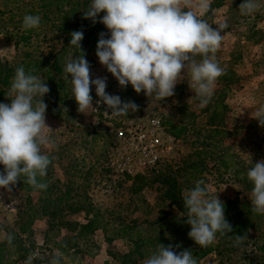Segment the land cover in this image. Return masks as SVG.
<instances>
[{
  "label": "rangeland",
  "instance_id": "obj_1",
  "mask_svg": "<svg viewBox=\"0 0 264 264\" xmlns=\"http://www.w3.org/2000/svg\"><path fill=\"white\" fill-rule=\"evenodd\" d=\"M74 1L86 2L88 7L91 3V0ZM242 2L210 0V11L204 17L214 28L224 20L228 23L215 54L224 77L216 82L213 96L205 107H200L197 99H191L194 93L188 86L190 74L187 72L172 97L157 101L143 92L136 94L130 85L121 90L98 63L95 49L85 50L92 77H107L106 91L134 101L139 109L127 117L113 118L105 112L103 104L97 105L94 87L91 94L96 109H88L84 114L77 111L72 94L62 102L54 99L45 102L46 124L54 131L50 136L54 146L42 148V152L51 157L47 173L50 186L26 193L18 181L11 192L0 188V264H27L29 257L31 264H51L53 258L58 259L59 264H118L114 257L126 254L129 245L124 239H112L109 228L106 236L96 230L87 237H77V224L84 223L81 208L90 205L105 213L104 218L114 224L142 223V228L165 215L162 223L169 226L175 221L172 217L177 220L180 214L161 199L165 187L152 181L153 175L160 171L175 176L173 180L180 186L183 197L188 187L186 167L194 165L200 170V179L209 187L211 196L217 194L220 200L251 204L250 192L245 191L242 183L251 165L241 153L250 154L252 164L264 159V127L251 119V112L264 105V0H257L259 9L248 16L240 14ZM42 3L41 0H0V64L11 68L22 59L23 52L32 47L42 50L50 45L53 51L60 48L59 39L49 44L40 41L36 46L33 42L28 45L16 42L23 28L20 22L25 11L31 7L38 11ZM195 4L193 0V7L188 10L199 15ZM60 9H66L65 4ZM50 10L55 8L52 6L45 12ZM98 21L99 17L96 23L100 30L96 34H107V29ZM38 28L46 30V26ZM88 29L91 30L83 28L85 32ZM216 104L221 106L217 108ZM147 115L160 116L164 125L183 123L188 132L158 166L143 171L151 179L150 185L137 198L129 193L130 183L108 167L107 156L117 142L116 133L122 123ZM207 123L222 129L223 136L209 139ZM220 157L228 161V168L218 165ZM65 192L67 196L61 204L46 203ZM23 211H30L34 219L25 233L18 234L16 224L22 222ZM9 235L13 237L11 244L7 241ZM165 235H170V231L166 230ZM259 236L258 232L251 231L240 245L222 255H208L197 264H261V254L256 248L261 241ZM60 240L68 245L66 255L58 256L53 248V243Z\"/></svg>",
  "mask_w": 264,
  "mask_h": 264
},
{
  "label": "clouds",
  "instance_id": "obj_2",
  "mask_svg": "<svg viewBox=\"0 0 264 264\" xmlns=\"http://www.w3.org/2000/svg\"><path fill=\"white\" fill-rule=\"evenodd\" d=\"M192 7L193 0H91L83 18L95 24L99 17L98 22L107 29V34H99L95 56L121 90L130 85L136 94L143 92L148 98L163 101L175 94L176 85L184 80L187 72L190 74L188 86L194 93L191 99H197L199 106L205 107L224 72L215 54L228 23L224 20L214 28L207 22L204 17L210 11V0H196L199 15L188 10ZM259 7L257 0H243L239 5L240 14L251 15ZM100 13H104L102 17ZM40 23L39 15L29 14L24 16L22 27L36 29ZM83 38L82 30L70 33L69 45L78 52L69 54L63 69L64 78L71 84L77 111L84 114L88 109H96L91 94L93 87L97 105L103 104L111 117H127L138 111L134 101L106 91L107 77H92L91 65L82 50ZM33 71L17 67L6 93L10 103H0V165L3 166L0 188L8 192L22 178L23 183L34 189L48 187L41 178L47 175L51 164L50 156L42 148L54 146L50 139L54 131L46 124L47 104L43 101L50 88ZM251 119L264 127V105L251 112ZM241 154L251 165L247 171L252 184L251 211L264 215V159L252 164L250 154ZM209 191L205 182L198 180L183 195L186 223L191 229L188 237L200 248L212 245L217 234L226 236L233 230L225 217L224 203ZM12 240L11 235L7 236L9 244ZM245 240V236L234 237L235 245ZM27 264H31V257ZM51 264H59L58 259L53 258ZM143 264H197V259L190 250L177 253L171 245L161 244Z\"/></svg>",
  "mask_w": 264,
  "mask_h": 264
},
{
  "label": "trees",
  "instance_id": "obj_3",
  "mask_svg": "<svg viewBox=\"0 0 264 264\" xmlns=\"http://www.w3.org/2000/svg\"><path fill=\"white\" fill-rule=\"evenodd\" d=\"M41 2L44 3L40 4L38 11L31 7L28 11H25L24 16L29 14L39 15L41 17L40 26H46V30L41 28L24 30L22 28L16 42L23 45H28L30 42H33L36 46L40 41L49 44L50 42L59 39L61 46L56 51H53V47L50 45L42 50H40L39 47H32V50L24 51L22 59L16 62L11 68H7L5 65L0 64V103H10V101L7 100L6 93L10 87V82L14 76L15 69L19 66H23L26 72L30 69L34 70L32 74L41 76L46 80L50 92L43 97L44 102L51 99L62 102L66 96L72 94L71 84L64 78L65 73L63 69L69 54L78 52L77 49L69 45L70 33L76 30H82L84 33V38L81 42L82 50L85 53L86 49L96 50V44L99 38L96 33L100 28L97 23L93 24L91 20L83 18V13L88 9L86 2L79 3L74 0H41ZM63 4H65L66 9H60V6ZM52 6L55 8L54 11L50 10L45 12V10H49ZM103 14L104 13H100V17H102ZM23 18L24 17L21 19L23 20ZM20 24H22V22H20ZM84 27H89L91 30L88 29V31L85 32L83 30ZM222 77L224 76L221 75L217 81L222 79ZM216 106L219 108L221 105L216 104ZM216 106L214 107L216 108ZM214 107L213 111L217 112ZM207 124L208 129H206V135L209 139L217 140L223 136L224 132L222 129L213 125V123ZM164 126L166 127L167 133L175 139L182 138L188 132V128L183 123H179L176 126L169 124ZM227 162L226 159L220 157L218 165L223 169H226L229 166ZM158 165L159 163L155 166ZM186 168L188 169L185 172L186 182L188 183L186 189L189 190L194 187L196 181L202 179H200V170H198L196 166L189 165ZM123 179L130 183V195L137 198L142 190L149 187V180H151L148 179L143 172L135 174L133 177L123 176ZM173 179H175V176H172L168 171L163 173L161 171L157 172L156 175H153L152 177L153 182L165 187V192L161 194V199L169 202L168 204L180 214V216L177 217V220L176 217H172L175 221H172L169 226L162 223L165 215L163 218L158 217L154 223L146 224L145 228L141 227L142 223H139L138 225L134 223L130 225L114 224L109 218H104L105 213H101V211L92 208L90 205H86L84 208H81L84 223L77 224V237H87L96 230H101L106 236L109 228V235L112 239H124L129 245V250L126 254L114 257L117 263L143 264V261L157 250V245L162 244L166 247L171 245L177 253L186 249L190 250L198 262L200 259L211 254L217 253L222 255V252L235 247L234 237L245 236L247 233L254 231L258 232L260 235L258 240L261 241L258 242L256 248L261 254L260 263L264 264L263 215L253 213L251 211V204L249 203H238L236 200H221L225 205V217L227 221L231 223L233 230L226 236H220L217 234L215 243L208 247L200 248L188 237V233L191 229L190 225L186 223L187 209L184 206L183 197L180 195L181 188ZM41 181L48 184L47 175L44 178H41ZM242 183L245 191L251 192L252 184L249 182L248 178L243 179ZM19 184L21 189L26 193H31L36 190L32 186L23 183V178L19 181ZM66 196L67 192L55 196L51 201L47 200L46 203L50 204L51 202H54L55 205H59L65 201ZM50 212H53V209L50 210ZM21 216L22 222L16 224L18 234L25 233L34 219L30 211L21 212ZM112 224L115 226H112ZM166 230L170 231V235L167 237L165 235ZM147 232L149 234H146ZM53 248L60 255H66L68 245L65 241L60 240L53 243Z\"/></svg>",
  "mask_w": 264,
  "mask_h": 264
},
{
  "label": "built area",
  "instance_id": "obj_4",
  "mask_svg": "<svg viewBox=\"0 0 264 264\" xmlns=\"http://www.w3.org/2000/svg\"><path fill=\"white\" fill-rule=\"evenodd\" d=\"M116 134L117 142L107 156V164L114 173L128 177L157 165L179 143L167 133L158 115L124 122Z\"/></svg>",
  "mask_w": 264,
  "mask_h": 264
}]
</instances>
